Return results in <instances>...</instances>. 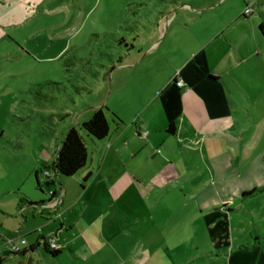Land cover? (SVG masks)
Instances as JSON below:
<instances>
[{"label":"crops","instance_id":"0c3cea01","mask_svg":"<svg viewBox=\"0 0 264 264\" xmlns=\"http://www.w3.org/2000/svg\"><path fill=\"white\" fill-rule=\"evenodd\" d=\"M248 5L252 11L244 14ZM260 23L264 0L163 3L142 57L160 54L135 74L149 86L142 111L128 124L118 119L109 125L101 140L81 135L87 157L73 175L37 168L47 192L25 211L33 219L38 212L40 229L26 232L28 240L22 235L28 247L20 254L9 253L0 240V264H32L41 248L53 258L43 249L50 237L60 255L94 264H264L263 233L252 227L264 208L247 205L244 199L253 195H242L253 189L256 174L264 182V159L251 157L256 140L251 121L242 127L239 103L243 95L252 100V86L264 85V61L257 59L259 49L264 52ZM29 36L39 37L43 48L51 42L38 30ZM124 62L109 71V96L132 80L134 63ZM8 233L0 218V239ZM115 255L120 260L112 263Z\"/></svg>","mask_w":264,"mask_h":264},{"label":"rangeland","instance_id":"374dc122","mask_svg":"<svg viewBox=\"0 0 264 264\" xmlns=\"http://www.w3.org/2000/svg\"><path fill=\"white\" fill-rule=\"evenodd\" d=\"M6 2L0 0V212L4 213L0 218L8 224L6 236L23 235L28 240L31 232H26H38L41 219L38 212L33 219L25 210L33 208L32 204L47 192L42 176L41 189L37 187L34 170L54 159L68 127L77 128L84 138L79 124L90 118L95 107L102 108L108 126L118 119L128 124L142 111L149 86L135 74L160 54L142 57L152 41L156 14L168 0H20L8 6ZM35 30L49 37L51 42L44 48L43 41L36 44L39 37L29 36ZM57 43L65 45L61 53L67 50L62 57L60 52L54 56ZM259 51L257 59L261 62L264 52ZM119 56L127 65L134 63L130 68L135 73L128 86L109 96V69L117 66ZM160 69L165 74L169 68ZM115 70L116 77L126 68ZM252 87V100L243 95L239 101L240 119L242 127L252 122L256 149L251 157L263 160L264 85ZM87 146L92 148L91 141ZM260 178L256 174L253 196L244 201L264 208V182H258ZM20 205L24 208L15 211ZM253 223L252 227L263 233L259 237L264 238V217ZM19 226V233L13 231ZM40 252L35 253L32 264L95 263L85 257L74 260L69 252L53 258L45 256L42 248ZM119 260L116 256L112 263Z\"/></svg>","mask_w":264,"mask_h":264},{"label":"trees","instance_id":"16d2710c","mask_svg":"<svg viewBox=\"0 0 264 264\" xmlns=\"http://www.w3.org/2000/svg\"><path fill=\"white\" fill-rule=\"evenodd\" d=\"M258 30L264 39V23H260L258 25ZM66 51L67 50H65L61 54V57L63 54L66 53ZM120 61L121 57L119 56L117 58V63H119ZM111 69L112 67L109 69V71ZM79 129L83 130L85 135L93 140H101L105 138L108 134L109 126L102 108H93L90 118L81 121L79 124ZM86 157V146L82 136L80 135V132L74 126H70L62 136L60 144L56 150L54 160L50 165H45L43 168L51 169L59 177L71 176L84 166ZM40 170L41 169L34 170V177L38 188L39 181L37 179V174ZM253 191L254 189H250L248 191L243 192L242 195L249 196L253 193ZM46 241V239H43V249L48 252L51 256L56 257L60 253L59 249L49 250L47 248ZM29 248L30 250L33 249L31 246H29ZM2 260L3 258L0 257V263L2 262Z\"/></svg>","mask_w":264,"mask_h":264},{"label":"built area","instance_id":"2783aa9c","mask_svg":"<svg viewBox=\"0 0 264 264\" xmlns=\"http://www.w3.org/2000/svg\"><path fill=\"white\" fill-rule=\"evenodd\" d=\"M252 11L251 6H246L243 10L244 14H248ZM174 84L177 87H181L182 86V80L179 78V76H175L174 78ZM42 175L46 178L49 177L50 172L48 170H43L42 171ZM50 193H52L50 191ZM3 243L7 248V251L11 254H20L21 252H23L27 247V243L25 241V239L22 236H16V237H10V236H5L3 238ZM47 248L49 250H57L59 249V244L56 242V240L52 237H50L47 241Z\"/></svg>","mask_w":264,"mask_h":264}]
</instances>
